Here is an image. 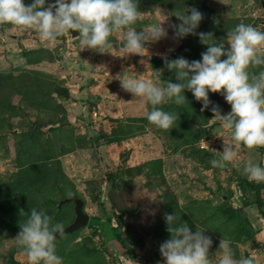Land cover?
Instances as JSON below:
<instances>
[{
    "label": "rangeland",
    "instance_id": "1",
    "mask_svg": "<svg viewBox=\"0 0 264 264\" xmlns=\"http://www.w3.org/2000/svg\"><path fill=\"white\" fill-rule=\"evenodd\" d=\"M191 8L203 14L195 31L211 32L209 43L227 48V32L240 23L264 31L260 0H138L131 27L139 32L163 22L168 29L141 56L120 51L122 32H113V47L100 52L83 49L70 33L49 43L33 29L0 25V264H29L15 239L19 225L33 208L53 224H68L73 204H57L72 193L83 198L90 218L56 239L62 264H164L165 213L211 237L214 264L221 239L230 241L236 259L255 256L264 264V182L243 171L249 159L264 167V146L238 145L236 159L213 168L230 130L213 118L211 104L201 111L185 90L183 105L158 106L179 117L162 130L146 119L152 106L120 87L121 76L155 82L158 70L162 82L176 83L162 55L200 59L207 45L192 34L175 38L170 26ZM260 70L264 65L249 68ZM209 99L230 111L221 94L209 92ZM115 235L123 249L108 243Z\"/></svg>",
    "mask_w": 264,
    "mask_h": 264
},
{
    "label": "clouds",
    "instance_id": "2",
    "mask_svg": "<svg viewBox=\"0 0 264 264\" xmlns=\"http://www.w3.org/2000/svg\"><path fill=\"white\" fill-rule=\"evenodd\" d=\"M190 14L177 13L179 24L170 25L174 37L189 34L199 37L206 51L199 60L189 61L183 56L169 60L162 55L164 65L174 72L176 83L161 81V71H154L152 79L121 76L120 87L133 97L144 98L152 107L147 112V121L162 130L173 128L179 118L176 113L158 107L166 102L183 105L185 90L201 102V111L211 104L213 118L230 130V140L224 141L219 159L211 161L213 168H223L237 158L236 146L248 149L264 146V70L250 72V67L264 65V31L240 23L227 32V45L209 43L212 33L196 32L203 14L196 8ZM140 15L138 0H0V25L11 24L33 29L41 40L55 43L66 33L78 32L82 48L103 50L113 47L109 37L113 32H122L120 51L126 54H148L147 42L167 38L168 29L163 22L148 29L136 31L131 27ZM171 51V49L169 50ZM221 57H226L221 59ZM209 92L219 93L230 105V111L222 113L219 105L209 99ZM250 181L264 182V167L249 159L243 169ZM170 238L159 246L164 264H214L210 259L212 246L210 236L204 230L193 232L186 222L175 223L176 214H164ZM15 237L17 244L27 256L29 264H62L56 254V236L63 233V225L52 223V218L42 211L31 209L25 223L19 225ZM221 255L215 264H257L255 256L235 258L229 240L221 239L218 245Z\"/></svg>",
    "mask_w": 264,
    "mask_h": 264
},
{
    "label": "water",
    "instance_id": "3",
    "mask_svg": "<svg viewBox=\"0 0 264 264\" xmlns=\"http://www.w3.org/2000/svg\"><path fill=\"white\" fill-rule=\"evenodd\" d=\"M260 3H261V7L264 9V0H260ZM70 35L71 37H76L79 35V33L70 30ZM119 45L121 46L120 42ZM216 122L219 121L216 120ZM65 202H71L73 204L74 217L68 224L63 225L64 230L62 234L59 233L55 234L56 238H59L63 234L72 233L78 229L86 227L88 225V221L90 218V215L84 209V200L82 197L72 193L69 196H66L63 199H61L58 202L57 207H60Z\"/></svg>",
    "mask_w": 264,
    "mask_h": 264
},
{
    "label": "trees",
    "instance_id": "4",
    "mask_svg": "<svg viewBox=\"0 0 264 264\" xmlns=\"http://www.w3.org/2000/svg\"><path fill=\"white\" fill-rule=\"evenodd\" d=\"M257 205H259V203H257ZM58 208V207H57ZM109 241H116L118 242V244L120 245V247H122L123 249V245L121 246V239L118 235H115V236H111L109 239H108V242Z\"/></svg>",
    "mask_w": 264,
    "mask_h": 264
},
{
    "label": "crops",
    "instance_id": "5",
    "mask_svg": "<svg viewBox=\"0 0 264 264\" xmlns=\"http://www.w3.org/2000/svg\"><path fill=\"white\" fill-rule=\"evenodd\" d=\"M110 245H112V246H115V248H120V245L118 244V242H116V241H109L108 242Z\"/></svg>",
    "mask_w": 264,
    "mask_h": 264
},
{
    "label": "built area",
    "instance_id": "6",
    "mask_svg": "<svg viewBox=\"0 0 264 264\" xmlns=\"http://www.w3.org/2000/svg\"><path fill=\"white\" fill-rule=\"evenodd\" d=\"M200 147H201V148H204V147H205V144H204V143H201V144H200Z\"/></svg>",
    "mask_w": 264,
    "mask_h": 264
}]
</instances>
